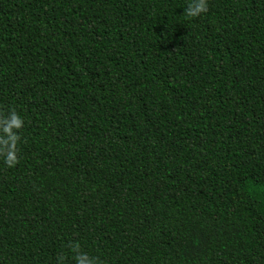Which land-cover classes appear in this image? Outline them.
<instances>
[{"label": "trees", "instance_id": "1", "mask_svg": "<svg viewBox=\"0 0 264 264\" xmlns=\"http://www.w3.org/2000/svg\"><path fill=\"white\" fill-rule=\"evenodd\" d=\"M0 0V264H264V0Z\"/></svg>", "mask_w": 264, "mask_h": 264}, {"label": "clouds", "instance_id": "2", "mask_svg": "<svg viewBox=\"0 0 264 264\" xmlns=\"http://www.w3.org/2000/svg\"><path fill=\"white\" fill-rule=\"evenodd\" d=\"M208 10V0H189L184 14L189 18H197ZM24 126V119L14 108L6 114L0 111V158H3L8 168H14L20 162L19 145L22 140L20 133ZM67 247L72 253L75 264H102L98 257H92L83 252L78 242H70ZM67 260L66 255L60 254L57 257V264H66Z\"/></svg>", "mask_w": 264, "mask_h": 264}]
</instances>
